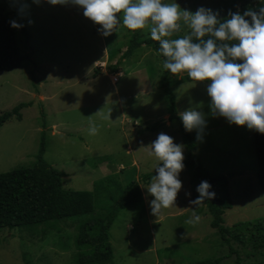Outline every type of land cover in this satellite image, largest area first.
<instances>
[{
    "label": "rangeland",
    "instance_id": "rangeland-1",
    "mask_svg": "<svg viewBox=\"0 0 264 264\" xmlns=\"http://www.w3.org/2000/svg\"><path fill=\"white\" fill-rule=\"evenodd\" d=\"M258 1L264 0L162 3H176L190 13L203 7L219 16L238 12L243 2ZM21 5V10L14 2L6 6L11 20L23 23L27 33L15 28L24 57L21 67L0 72V113L19 103L27 106L21 110V121L11 120L0 128V173L30 166L44 132V159L66 174L64 189L91 191L94 181L106 174L117 175L122 186L131 178L142 183L139 178L159 165L149 152L160 133L183 145L184 156L189 153L178 124L167 121L161 86L164 80L175 96L179 116L189 109L204 116L200 139L198 130L189 133L208 173L229 178L231 209L224 213V226L264 221V194L256 180L251 130L215 115L207 94L208 84L182 81L185 74H171L163 67L162 57L151 48L141 45L130 58L123 57L132 34L151 38L149 29H127L121 13L113 34L104 37L100 26L85 18L79 6H52L43 0L38 4L22 0ZM179 23L180 31L171 39L190 34L188 25L183 20ZM118 61L119 75H114L111 69ZM159 120L167 128L143 133L144 137L138 134ZM92 125L98 128L95 135L89 133ZM103 156L108 157L109 163L104 161L94 170L93 160ZM178 178L182 188L175 206L153 215L150 202L154 197L147 191L150 185H143L145 216L140 219L131 208L118 213L109 230L113 257L108 264H191L218 258H222L218 264H264V251L251 257L249 245L233 241L222 244L216 230L210 227L211 217L204 206L193 208L190 204L199 196L198 186L190 182V171L184 168ZM193 211L200 220L187 223L193 219ZM85 218L72 217L40 226L38 235L24 230H0V264H75L76 227ZM51 225L54 228H48ZM229 248L235 254L228 256Z\"/></svg>",
    "mask_w": 264,
    "mask_h": 264
},
{
    "label": "trees",
    "instance_id": "trees-1",
    "mask_svg": "<svg viewBox=\"0 0 264 264\" xmlns=\"http://www.w3.org/2000/svg\"><path fill=\"white\" fill-rule=\"evenodd\" d=\"M10 2L15 3L17 10H21L22 7V0H2V3H0V72L19 69L24 60L20 53L16 29L11 27L10 22L12 20L6 10V6ZM261 7H264V1H258L255 4L243 2L236 13L243 15L249 9L258 13ZM217 18L223 22L230 18V13L219 15ZM246 19L250 22V17H246ZM20 25H22L20 27L21 32L26 34V27L23 23H20ZM208 38L206 36L203 39L207 40ZM193 42H196L195 38H193ZM141 45L151 48L162 57V62L165 61L166 58L160 51L158 41L151 38H141L135 33L132 34L123 57L130 58L135 49ZM34 63L37 64L35 60ZM120 65L121 62L118 61L112 67L111 71L115 73L114 75H119L117 73H119ZM184 74L181 78L182 81L194 82L188 77L187 73ZM204 83L209 84L207 81ZM115 84L111 83L112 86ZM161 86L164 89V99L167 103V121L170 124H178L179 132L188 147L189 153L184 156L183 164L184 168L190 171V182L199 186L202 181H207L211 185L209 190L215 192L214 199L212 201L205 200L204 207L202 206L203 210H207L211 217L210 227L216 230L222 244L229 245L233 241L241 246L249 245L252 249L251 257H255L258 251H264V221H247L232 226H224V213L231 209V198L228 189L229 178L222 174L212 176L202 166L193 137L185 131L182 120L177 114L174 94L165 85L164 80ZM26 106L25 103H19L11 110L0 113V128L11 120L21 121V110ZM145 127L143 130L145 132L139 130L138 134L140 136H143V133L146 135L148 132H156L167 128L163 120ZM251 134L256 180L264 194V134H260L255 130H251ZM44 153L45 137L44 132H41L39 150L35 161L30 166L0 173V230H21L20 233L24 230L29 235H38L39 231L36 232V230L40 226L55 224L72 217L86 216L87 218L82 220L76 227L74 263H110L113 257L112 246L109 242L110 227L118 213L124 208L134 209L140 219L145 216V197L143 196L142 187L143 185H150L156 172L144 173L139 178L142 183H138L137 179L131 178L127 183H124L126 184L124 186L121 185L117 175L106 174V176L94 181L91 191L69 190L63 187L66 174L49 165L44 159ZM104 161L109 163L107 156L93 160L95 163L91 167H95L94 170H96ZM135 161H137L136 157ZM134 163L132 165H135ZM120 170H124L122 166ZM48 228L52 229L54 226L51 225ZM229 250L228 256L235 254L232 248H229ZM221 259L218 258L214 261L207 259L191 264H218Z\"/></svg>",
    "mask_w": 264,
    "mask_h": 264
},
{
    "label": "clouds",
    "instance_id": "clouds-1",
    "mask_svg": "<svg viewBox=\"0 0 264 264\" xmlns=\"http://www.w3.org/2000/svg\"><path fill=\"white\" fill-rule=\"evenodd\" d=\"M33 2L38 4L41 0ZM43 2L52 6H79L85 18L100 26L99 31L104 37L113 34L121 13L127 29L133 32L149 29L151 39L159 42L160 51L166 58L163 62L165 69L173 75L187 73L196 82H209L207 94L215 115L236 126H246L264 134V7L258 13L251 9L243 15L230 13V18L221 22L211 9L201 7L190 13L181 10L176 3L164 4L162 0ZM246 17H250V22ZM181 20L188 25L190 34L171 39L180 31ZM10 24L13 28L22 26L15 21ZM206 36L209 38L203 39ZM180 118L185 131L198 130L197 139H200L199 131L205 125L203 114L189 109L180 113ZM97 132L95 125L89 128L91 135ZM149 155L159 162L155 168L156 175L147 189L154 197L150 202L152 214L157 215L162 209L175 206L177 194L182 188L178 177L184 169L183 145L175 144L171 136L160 133L151 144ZM210 188L207 181L200 183L198 198L190 201L193 208L215 197ZM199 220L200 216L193 211V219L187 223Z\"/></svg>",
    "mask_w": 264,
    "mask_h": 264
},
{
    "label": "water",
    "instance_id": "water-1",
    "mask_svg": "<svg viewBox=\"0 0 264 264\" xmlns=\"http://www.w3.org/2000/svg\"><path fill=\"white\" fill-rule=\"evenodd\" d=\"M210 192H213L212 190H209ZM214 199V198H213ZM213 199H211L210 201H212Z\"/></svg>",
    "mask_w": 264,
    "mask_h": 264
},
{
    "label": "built area",
    "instance_id": "built-area-1",
    "mask_svg": "<svg viewBox=\"0 0 264 264\" xmlns=\"http://www.w3.org/2000/svg\"><path fill=\"white\" fill-rule=\"evenodd\" d=\"M115 82H117V79H115Z\"/></svg>",
    "mask_w": 264,
    "mask_h": 264
}]
</instances>
